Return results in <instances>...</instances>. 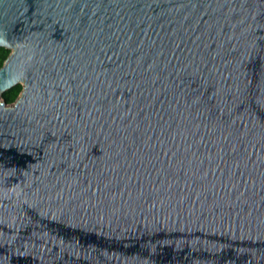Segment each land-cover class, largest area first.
I'll list each match as a JSON object with an SVG mask.
<instances>
[{
    "label": "water",
    "instance_id": "water-1",
    "mask_svg": "<svg viewBox=\"0 0 264 264\" xmlns=\"http://www.w3.org/2000/svg\"><path fill=\"white\" fill-rule=\"evenodd\" d=\"M0 47V264H264V0H0Z\"/></svg>",
    "mask_w": 264,
    "mask_h": 264
},
{
    "label": "trees",
    "instance_id": "trees-1",
    "mask_svg": "<svg viewBox=\"0 0 264 264\" xmlns=\"http://www.w3.org/2000/svg\"><path fill=\"white\" fill-rule=\"evenodd\" d=\"M9 53H10L9 49L5 47H0V68L3 65L4 61L6 60ZM21 90H22V85L16 84L10 89L3 92L1 97L5 100L7 104H11L18 98V96L21 93Z\"/></svg>",
    "mask_w": 264,
    "mask_h": 264
}]
</instances>
